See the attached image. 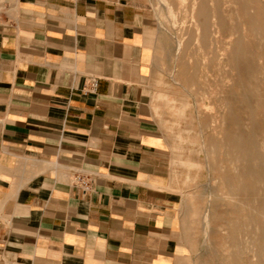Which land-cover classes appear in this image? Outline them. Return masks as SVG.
Here are the masks:
<instances>
[{
	"label": "crops",
	"instance_id": "0c3cea01",
	"mask_svg": "<svg viewBox=\"0 0 264 264\" xmlns=\"http://www.w3.org/2000/svg\"><path fill=\"white\" fill-rule=\"evenodd\" d=\"M148 6L0 0V264H178L171 142L140 96Z\"/></svg>",
	"mask_w": 264,
	"mask_h": 264
},
{
	"label": "rangeland",
	"instance_id": "374dc122",
	"mask_svg": "<svg viewBox=\"0 0 264 264\" xmlns=\"http://www.w3.org/2000/svg\"><path fill=\"white\" fill-rule=\"evenodd\" d=\"M148 1L153 63L139 82L140 96L171 142V189L182 198L183 214L178 264H264V178L253 181L246 162L231 157L225 135L231 128L250 136L264 165V40L251 34L231 0H218L222 21L213 17L206 46L192 11L200 0ZM253 1L250 13L264 9V0ZM236 41L254 59L253 69L231 60ZM243 183L244 193L237 188Z\"/></svg>",
	"mask_w": 264,
	"mask_h": 264
},
{
	"label": "bare ground",
	"instance_id": "6f19581e",
	"mask_svg": "<svg viewBox=\"0 0 264 264\" xmlns=\"http://www.w3.org/2000/svg\"><path fill=\"white\" fill-rule=\"evenodd\" d=\"M212 6H209L206 4V0H200V2H193L192 5V11H195L197 25H198V31L199 32V39L200 43L202 45H205L211 41L210 35L213 34L211 31V25H213V17L217 19V23L220 24L222 21V15L219 13V3L218 0H213ZM229 2V1H228ZM232 3H239L241 6V11L245 16V23L248 26L249 31H251V34L255 36H260L264 40V9L260 7H253L255 8V12L250 13L248 11V8L254 4L253 0H231ZM198 3V6H196ZM230 3V2H229ZM234 5V4H233ZM214 11V14H213ZM224 22V21H223ZM196 23V22H195ZM197 25H195L197 27ZM214 26V25H213ZM217 27V26H216ZM219 28V27H218ZM250 34V32H249ZM212 36V35H211ZM212 38V37H211ZM210 40V41H209ZM217 42V41H216ZM211 43V42H210ZM234 43V42H233ZM212 44V43H211ZM209 45V44H208ZM207 45V46H208ZM204 46V47H205ZM243 47V46H242ZM242 47L240 45V41H236L234 44V50H232L231 54V60L234 61L237 65L242 66V68H248L253 69L254 68V59L252 56H250L249 51H246L245 49L242 50ZM210 48V47H209ZM208 48V49H209ZM211 52V51H210ZM207 54V53H206ZM259 57L264 60V50H262L259 53ZM257 61V60H256ZM233 62V63H234ZM264 68V65H263ZM261 69V68H260ZM222 70V69H221ZM247 75V74H246ZM226 76V75H225ZM220 77V76H219ZM221 80V79H220ZM230 81V80H229ZM256 84V83H254ZM245 85V84H244ZM250 85V84H249ZM246 87V86H244ZM248 87V86H247ZM210 88V87H209ZM254 88V87H253ZM240 90V89H239ZM238 90V91H239ZM243 91V90H242ZM254 97V96H253ZM243 98H246V96H243ZM224 99V98H223ZM261 101L264 103V93L261 96ZM231 102V101H230ZM227 103V101H226ZM232 105V104H231ZM262 105V104H261ZM234 107V106H232ZM228 108V107H227ZM234 111V110H233ZM236 111V110H235ZM238 114V113H237ZM231 116L233 118L236 116V113L232 112ZM230 116V117H231ZM233 120V119H232ZM236 121V120H235ZM233 121V122H235ZM231 122V121H230ZM239 122V121H238ZM232 125V124H231ZM238 126V124H237ZM242 130V129H241ZM264 130V129H263ZM261 131V130H260ZM246 134V133H245ZM250 134V133H249ZM252 134V133H251ZM226 145L231 150L232 155L237 157L238 159H242L246 162V173H249V176H251V179L253 181H259L263 180L264 178V165L262 166L261 161V155L258 154L254 148V142L251 139L250 136L246 137L244 134H239L237 132H234L231 128L226 130ZM252 136V135H251ZM255 140V139H254ZM256 145V144H255ZM264 146V145H263ZM226 147V148H227ZM260 147V146H259ZM227 148V149H228ZM219 153V152H218ZM228 153V152H227ZM233 158V157H232ZM236 158V159H237ZM263 160V159H262ZM227 161V160H226ZM238 161V160H237ZM236 161V162H237ZM239 163V162H238ZM244 163V162H243ZM253 163V166H252ZM235 175V174H234ZM241 179V178H240ZM230 180V179H229ZM236 180V178H235ZM238 180V179H237ZM236 180V181H237ZM231 183V182H230ZM239 183V182H238ZM242 183V182H241ZM231 185V184H230ZM234 185V184H233ZM237 184H235L236 186ZM234 186V187H235ZM257 186V184H256ZM243 190L247 187L244 183L238 184L237 188ZM259 186L258 188H261ZM263 188V187H262ZM258 190V189H257ZM238 191V190H236ZM246 191H249L248 189ZM232 193V192H231ZM244 193V190L243 192ZM250 194V193H249ZM261 195V194H260ZM227 197V196H226ZM231 197V196H230ZM261 197V196H260ZM259 197V198H260ZM263 197V196H262ZM209 202V201H208ZM244 202V201H243ZM255 203V202H254ZM261 204V203H260ZM255 205V204H254ZM258 205V204H257ZM249 206V205H248ZM256 211V210H255ZM260 215V214H259ZM262 215V214H261ZM264 216V215H263ZM263 216L262 221H263ZM204 217V216H203ZM209 218V217H208ZM248 218V217H247ZM203 220V219H202ZM206 221V220H205ZM204 226V225H203ZM204 231V230H203ZM243 231V230H242ZM264 232V231H263ZM252 235V234H251ZM208 241V240H207ZM247 242V241H246ZM208 249V248H207ZM245 250V249H244ZM263 252V251H262ZM261 252V253H262ZM216 253V252H215ZM254 255V254H253ZM263 255V254H262ZM260 256V254H259ZM263 261V260H262Z\"/></svg>",
	"mask_w": 264,
	"mask_h": 264
},
{
	"label": "built area",
	"instance_id": "2783aa9c",
	"mask_svg": "<svg viewBox=\"0 0 264 264\" xmlns=\"http://www.w3.org/2000/svg\"><path fill=\"white\" fill-rule=\"evenodd\" d=\"M98 80L97 79H91L89 81V84H88V88H87V91H95L97 90V87H98ZM74 183L79 186L84 193L88 192L89 190H91V187H92V184H91V179L89 177H87L86 175H83V174H76L74 176Z\"/></svg>",
	"mask_w": 264,
	"mask_h": 264
}]
</instances>
